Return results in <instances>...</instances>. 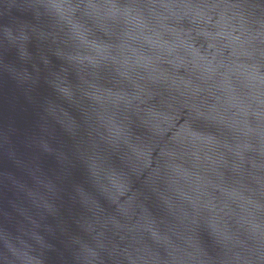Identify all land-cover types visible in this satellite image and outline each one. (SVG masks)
Listing matches in <instances>:
<instances>
[{
    "label": "water",
    "instance_id": "95a60500",
    "mask_svg": "<svg viewBox=\"0 0 264 264\" xmlns=\"http://www.w3.org/2000/svg\"><path fill=\"white\" fill-rule=\"evenodd\" d=\"M167 264H264V0L210 114Z\"/></svg>",
    "mask_w": 264,
    "mask_h": 264
}]
</instances>
